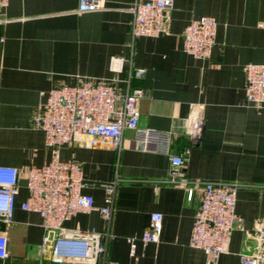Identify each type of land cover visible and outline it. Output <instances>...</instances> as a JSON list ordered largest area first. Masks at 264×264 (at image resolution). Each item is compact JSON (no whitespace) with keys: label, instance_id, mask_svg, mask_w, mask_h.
I'll list each match as a JSON object with an SVG mask.
<instances>
[{"label":"crops","instance_id":"crops-1","mask_svg":"<svg viewBox=\"0 0 264 264\" xmlns=\"http://www.w3.org/2000/svg\"><path fill=\"white\" fill-rule=\"evenodd\" d=\"M133 2L106 0L101 10L79 12L80 0H10L0 22V165L24 174L51 161L53 149L34 126L50 90L87 77L119 78L114 84L125 90L131 66L142 69L129 85L144 93L141 125L172 132V151L185 157L188 183H167L170 156L146 150L135 130L125 131L120 152L108 145L64 146L62 159L82 162L84 192L98 207L106 206L105 185L119 179L111 222L94 210L65 225L108 233L107 260L117 264H243L240 253L254 249L251 235L264 218V112L248 105L245 71L264 62V0H174L167 31L135 39ZM202 16L218 21L207 59L183 50L186 26ZM113 58L124 59L119 73ZM197 114L203 123L195 133L188 119ZM206 181L242 184L229 251L215 261L190 244ZM27 198L22 177L13 221L0 220L10 253L0 264H56L42 251L41 216L22 208ZM153 212L164 217L160 241L144 245L140 238ZM130 238H137L135 255ZM68 243L82 249L79 241Z\"/></svg>","mask_w":264,"mask_h":264},{"label":"built area","instance_id":"built-area-1","mask_svg":"<svg viewBox=\"0 0 264 264\" xmlns=\"http://www.w3.org/2000/svg\"><path fill=\"white\" fill-rule=\"evenodd\" d=\"M106 0H80L79 12L98 11ZM10 0H0V22ZM174 0H134L131 11L133 38L157 37L167 31V10ZM218 21L212 16L193 19L183 34V50L197 59L211 56L216 44ZM124 59L113 58L112 70L121 72ZM248 105L264 112V62L245 67ZM142 69L131 66L128 78L123 80L127 89L114 84L119 78L87 77L76 85L52 89L40 105L34 126L44 131L46 145L53 149L52 159L43 166H33L22 173L16 166L0 165V220L10 223L14 219L16 200L21 179L25 177L28 198L22 204L27 211L38 213L44 229L42 251L56 264H117L107 260L109 234L95 230L68 228L65 223L79 213L99 210L111 222L119 179L105 185L106 206L98 207L94 196L84 192L88 186L83 164L76 157L62 159L64 146L92 148L108 145L120 152L124 147L125 131L135 130L136 140L146 150L160 151L171 158L167 183L187 184L186 159L172 151V132L142 126L139 101L142 90L130 91L133 75ZM189 126L197 132L203 120L200 114L191 116ZM201 183V182H199ZM201 204L196 212L190 244L203 250L210 261L218 260L229 251L237 221V202L242 184L238 182H202ZM189 192L193 194V189ZM163 214L153 212L141 236L144 245L159 242L163 227ZM255 247L240 253L243 264H264V218L253 229ZM69 241H79L82 249L69 247ZM131 254H136L137 238H130ZM9 239L0 233V259L9 258Z\"/></svg>","mask_w":264,"mask_h":264}]
</instances>
